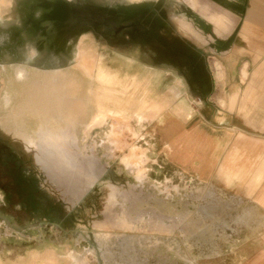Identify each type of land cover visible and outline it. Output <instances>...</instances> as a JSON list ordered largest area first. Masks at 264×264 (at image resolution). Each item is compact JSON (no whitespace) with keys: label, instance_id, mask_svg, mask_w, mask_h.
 <instances>
[{"label":"rangeland","instance_id":"374dc122","mask_svg":"<svg viewBox=\"0 0 264 264\" xmlns=\"http://www.w3.org/2000/svg\"><path fill=\"white\" fill-rule=\"evenodd\" d=\"M63 1L0 0V182L25 191H0L1 264H237L239 205L159 173L143 136L158 117L130 119L144 97L141 119L162 97L204 110L219 70L204 26L228 32L234 0Z\"/></svg>","mask_w":264,"mask_h":264},{"label":"crops","instance_id":"0c3cea01","mask_svg":"<svg viewBox=\"0 0 264 264\" xmlns=\"http://www.w3.org/2000/svg\"><path fill=\"white\" fill-rule=\"evenodd\" d=\"M233 3L235 9L225 10L232 22L228 32L217 36L211 24L204 26L210 32L208 58L219 63L216 70L212 62L209 88L202 99L204 110L190 108L186 100L171 107L162 97L156 101L157 113L141 119L153 102L144 97L141 112L130 119L141 123L158 117L148 125L150 132L143 134L148 144L145 155L155 159L159 173L165 175L168 170L174 178L218 191L223 199L236 202L242 227L252 234L239 246L247 253L237 264H264V0ZM66 66L65 70L73 69ZM167 109L171 113L162 116ZM116 136L113 132L110 138ZM133 149L140 153L132 148L130 156ZM69 257L77 260L74 254Z\"/></svg>","mask_w":264,"mask_h":264},{"label":"flooded vegetation","instance_id":"af4514ba","mask_svg":"<svg viewBox=\"0 0 264 264\" xmlns=\"http://www.w3.org/2000/svg\"><path fill=\"white\" fill-rule=\"evenodd\" d=\"M63 1V0H62ZM63 3H66L65 1H63ZM7 39H10V36L8 35L7 36ZM18 41H19V39L18 38H16ZM30 41V40H29ZM8 41L6 40V43H7ZM32 42V41H31ZM6 43H4V44H6ZM62 53L63 52H61L60 53V55H62ZM4 55H6V54H4ZM8 55H10V54H8ZM60 67H63V65H60ZM51 69V68H50ZM4 138H2L1 136H0V162H1V164H2V167L4 168V169H8V165H10V160H11V157H13L14 156V152H12V149L9 147V146H7L6 144H4L3 142H1V141H5V140H3ZM6 141H7V139H6ZM3 155H7L8 157H6V158H4L3 159ZM6 169V170H7ZM12 171H9V173H11ZM19 180H14V184H11V190H9L8 188H7V185H9V184H3V183H1L0 182V191L2 192V194H4V197H6V199L7 200H9V196L11 195L10 194V192H13V193H15V194H17L18 196L20 195V191H22V194H23V192L25 193V191L22 189V188H20V184H19V182H18ZM10 186V185H9ZM28 206H27V209H28V211L30 210L29 209V203L27 202L26 203ZM23 209L24 210H27L26 209V207H23Z\"/></svg>","mask_w":264,"mask_h":264},{"label":"bare ground","instance_id":"6f19581e","mask_svg":"<svg viewBox=\"0 0 264 264\" xmlns=\"http://www.w3.org/2000/svg\"><path fill=\"white\" fill-rule=\"evenodd\" d=\"M75 60H77V62H79V64L82 67L84 66L86 69H89L90 73L92 72L91 69H92L93 64L91 61H89L88 59L85 58V55L83 53V49L81 47H78V51H77ZM100 75H102V73H100ZM100 109H101V106H100ZM104 113L105 112H103L102 110L99 111L98 116H97V119L99 122L104 118V116H105ZM133 157H134V155H133Z\"/></svg>","mask_w":264,"mask_h":264}]
</instances>
